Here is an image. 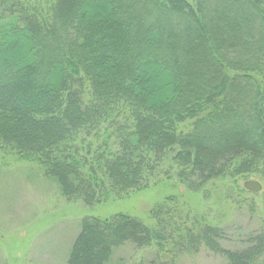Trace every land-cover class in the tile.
<instances>
[{
	"label": "trees",
	"instance_id": "16d2710c",
	"mask_svg": "<svg viewBox=\"0 0 264 264\" xmlns=\"http://www.w3.org/2000/svg\"><path fill=\"white\" fill-rule=\"evenodd\" d=\"M0 154L88 207L172 172L204 197L264 181V0H0ZM182 208L85 218L67 264H109L126 244L264 264V229L224 249L223 228Z\"/></svg>",
	"mask_w": 264,
	"mask_h": 264
},
{
	"label": "rangeland",
	"instance_id": "374dc122",
	"mask_svg": "<svg viewBox=\"0 0 264 264\" xmlns=\"http://www.w3.org/2000/svg\"><path fill=\"white\" fill-rule=\"evenodd\" d=\"M188 128L189 124L180 127L183 131ZM171 177H159L146 190L88 207L80 201H66L57 184L45 178L35 164L0 154V264H67L83 219H105L122 213L149 223L148 211L167 197L177 199L183 214L223 228L227 234L224 249L235 250L246 235L264 229V181L260 178L216 181L207 187L204 197L188 192L173 172ZM248 180L257 181L261 191H246L243 184ZM109 264L227 262L204 248L194 256L171 261L157 256L153 248L126 244L113 252Z\"/></svg>",
	"mask_w": 264,
	"mask_h": 264
},
{
	"label": "water",
	"instance_id": "95a60500",
	"mask_svg": "<svg viewBox=\"0 0 264 264\" xmlns=\"http://www.w3.org/2000/svg\"><path fill=\"white\" fill-rule=\"evenodd\" d=\"M243 188L251 193H258L261 191V185L254 180H248L243 184Z\"/></svg>",
	"mask_w": 264,
	"mask_h": 264
}]
</instances>
